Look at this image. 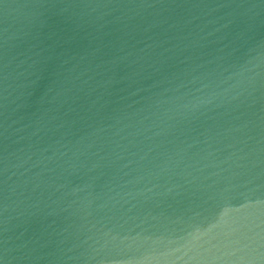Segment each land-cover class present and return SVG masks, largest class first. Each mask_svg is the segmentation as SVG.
<instances>
[{"label": "water", "instance_id": "obj_1", "mask_svg": "<svg viewBox=\"0 0 264 264\" xmlns=\"http://www.w3.org/2000/svg\"><path fill=\"white\" fill-rule=\"evenodd\" d=\"M0 264H264V0H0Z\"/></svg>", "mask_w": 264, "mask_h": 264}]
</instances>
